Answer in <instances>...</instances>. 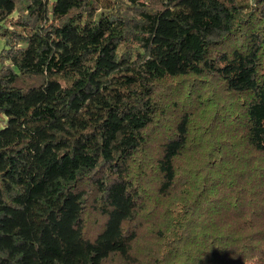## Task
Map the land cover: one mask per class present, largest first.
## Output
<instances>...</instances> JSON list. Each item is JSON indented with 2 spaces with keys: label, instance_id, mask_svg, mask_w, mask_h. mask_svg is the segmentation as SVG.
<instances>
[{
  "label": "trees",
  "instance_id": "1",
  "mask_svg": "<svg viewBox=\"0 0 264 264\" xmlns=\"http://www.w3.org/2000/svg\"><path fill=\"white\" fill-rule=\"evenodd\" d=\"M263 50L264 0H0V264H135L142 217L160 240L181 231L155 264H179L182 246V264H264V174L228 194L217 182L175 230L131 170L162 113L155 85L185 76L247 97L244 139L264 156ZM189 118L160 133V200L180 189ZM91 197L106 216L94 240Z\"/></svg>",
  "mask_w": 264,
  "mask_h": 264
},
{
  "label": "rangeland",
  "instance_id": "2",
  "mask_svg": "<svg viewBox=\"0 0 264 264\" xmlns=\"http://www.w3.org/2000/svg\"><path fill=\"white\" fill-rule=\"evenodd\" d=\"M235 43L236 41H232L229 46ZM260 60L264 67V50ZM154 90L153 98L161 106L162 113L146 130V144L135 154L131 163L132 176L143 186L151 201L154 199L155 204L158 201V207L160 206L162 211L169 208L171 213L167 217L174 220L175 230H179L188 221L196 201H204L205 205L208 196L216 195L213 189L217 182L222 183L221 193L228 194V187L247 178L248 169L258 173V176H263L264 156L253 152L244 139L243 110L247 97L228 92L217 75L168 79L156 84ZM182 115H188L190 122L186 149L176 161L177 183L180 184V189L173 191L168 198L160 200L157 196L159 175L156 169L160 133L167 135L172 131ZM252 183H257L254 177ZM204 192L207 197L197 199ZM200 202L197 203L198 206ZM158 220L142 217L135 225L139 234L133 253L135 264H155L156 256L160 257L162 253L166 255V251L175 247L171 246L176 238L174 236L179 235L181 231H177L176 235L168 233L164 241L160 240L156 229L154 230L155 224L160 222ZM105 222L106 216L95 210L91 197L84 214V233L87 239L94 240L103 231ZM178 223H181L179 228ZM160 230L164 231V228ZM181 244L182 242L179 246ZM185 250L186 247L183 246L178 249L181 257L179 264L183 263L182 251ZM260 260H264V253L261 254ZM106 264L129 263L116 257ZM247 264L259 263L255 258Z\"/></svg>",
  "mask_w": 264,
  "mask_h": 264
}]
</instances>
